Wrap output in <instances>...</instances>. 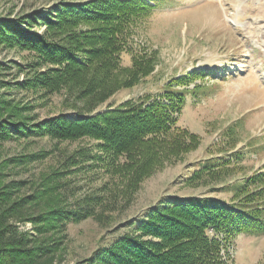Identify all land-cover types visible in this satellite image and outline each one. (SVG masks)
I'll list each match as a JSON object with an SVG mask.
<instances>
[{
    "label": "rangeland",
    "instance_id": "obj_1",
    "mask_svg": "<svg viewBox=\"0 0 264 264\" xmlns=\"http://www.w3.org/2000/svg\"><path fill=\"white\" fill-rule=\"evenodd\" d=\"M86 1L0 0V22L68 44L72 29L49 28L38 17L61 2ZM156 3L135 36L138 47L155 52L154 72L128 87L121 85L130 71L104 84H93L92 71L69 78L60 63L0 32V232L22 240L0 248V264H105L104 251L122 239L160 243L141 237L138 225L170 198L229 200L228 186L264 171V0ZM121 63L131 66L130 54ZM203 69L212 73L188 86L200 87L187 93L179 115L178 125L199 137L190 146L140 145L116 156L111 140L52 126L59 117L159 96L172 79ZM237 151L228 168L195 177L204 163ZM229 253L232 264H264V234H238Z\"/></svg>",
    "mask_w": 264,
    "mask_h": 264
},
{
    "label": "trees",
    "instance_id": "obj_2",
    "mask_svg": "<svg viewBox=\"0 0 264 264\" xmlns=\"http://www.w3.org/2000/svg\"><path fill=\"white\" fill-rule=\"evenodd\" d=\"M156 2L158 0H89L61 2L50 7L38 19L48 22L49 28L66 26L72 29L68 44L45 40L41 36L32 37L16 22L8 25L0 22V32L4 34L3 39L18 40L45 53L51 62L62 65L69 78L92 71L96 78L93 84H104L116 79L114 73L119 70L130 71L131 75L121 85L128 87L154 72L155 52L147 53L138 47L135 36L136 27L152 15ZM123 53L130 54L131 66L122 65ZM95 66L98 69H94ZM211 73L206 69L195 70L172 79L159 96L146 95L138 100H129L93 116L59 117L52 126H58V130L65 134L111 140L116 156H130L140 145L157 146L173 141L188 146L199 137L178 125L179 115L186 104L187 93L200 87L194 85L188 89V86L196 80L208 78ZM179 86L182 89H178ZM240 154L237 151L217 161L204 163L194 175L201 177L216 173L218 168H228L226 166ZM230 187L234 195L229 200L210 196L170 198L162 205V210L150 212L147 217L152 218L151 221L138 225L140 233L144 234L141 237L153 236L160 243L125 238L115 242L114 249L104 251L103 261L105 264H232L229 246L235 236L241 233L264 234V171L227 188ZM4 211L0 206V214ZM21 244L16 232L7 235L0 232V248ZM175 244L182 246L187 253L172 250ZM37 249L43 251L46 248ZM28 250L36 251V248Z\"/></svg>",
    "mask_w": 264,
    "mask_h": 264
}]
</instances>
